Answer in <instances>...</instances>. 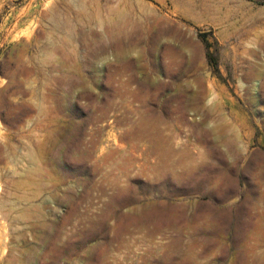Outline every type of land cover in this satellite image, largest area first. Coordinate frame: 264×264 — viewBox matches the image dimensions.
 <instances>
[{
  "label": "rangeland",
  "instance_id": "rangeland-1",
  "mask_svg": "<svg viewBox=\"0 0 264 264\" xmlns=\"http://www.w3.org/2000/svg\"><path fill=\"white\" fill-rule=\"evenodd\" d=\"M0 264H264V0H0Z\"/></svg>",
  "mask_w": 264,
  "mask_h": 264
},
{
  "label": "trees",
  "instance_id": "trees-1",
  "mask_svg": "<svg viewBox=\"0 0 264 264\" xmlns=\"http://www.w3.org/2000/svg\"><path fill=\"white\" fill-rule=\"evenodd\" d=\"M208 59L211 64H216V60L212 54L208 53Z\"/></svg>",
  "mask_w": 264,
  "mask_h": 264
},
{
  "label": "bare ground",
  "instance_id": "bare-ground-1",
  "mask_svg": "<svg viewBox=\"0 0 264 264\" xmlns=\"http://www.w3.org/2000/svg\"><path fill=\"white\" fill-rule=\"evenodd\" d=\"M244 7V6H243ZM243 11V10H242ZM54 12V11H53ZM62 27H64V26H62ZM63 29V28H62Z\"/></svg>",
  "mask_w": 264,
  "mask_h": 264
}]
</instances>
